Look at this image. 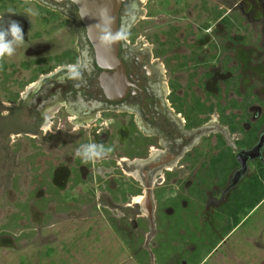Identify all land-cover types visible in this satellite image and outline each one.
Instances as JSON below:
<instances>
[{"label": "flooded vegetation", "instance_id": "af4514ba", "mask_svg": "<svg viewBox=\"0 0 264 264\" xmlns=\"http://www.w3.org/2000/svg\"><path fill=\"white\" fill-rule=\"evenodd\" d=\"M0 42V116L34 125L15 135L40 139L62 196L85 184L151 230L173 203L200 223L208 188L224 206L264 169V0H126L117 68L99 64L71 0H0Z\"/></svg>", "mask_w": 264, "mask_h": 264}, {"label": "rangeland", "instance_id": "374dc122", "mask_svg": "<svg viewBox=\"0 0 264 264\" xmlns=\"http://www.w3.org/2000/svg\"><path fill=\"white\" fill-rule=\"evenodd\" d=\"M0 99L7 101L4 93ZM5 118L0 116V264H264V199L251 210L241 211L239 204L248 205L255 193L236 203L250 183L217 207L208 200L219 190L208 188L200 223L169 204L177 213L160 214L150 236L147 220H120L118 210L86 199L85 184L67 188L64 196L56 192L47 182L53 156L44 158L39 138L15 135L34 125ZM158 197L162 204L166 196L158 191Z\"/></svg>", "mask_w": 264, "mask_h": 264}, {"label": "water", "instance_id": "95a60500", "mask_svg": "<svg viewBox=\"0 0 264 264\" xmlns=\"http://www.w3.org/2000/svg\"><path fill=\"white\" fill-rule=\"evenodd\" d=\"M79 8V14L94 44L100 65L117 68L118 13L126 0H71ZM151 220V234L154 232Z\"/></svg>", "mask_w": 264, "mask_h": 264}, {"label": "trees", "instance_id": "16d2710c", "mask_svg": "<svg viewBox=\"0 0 264 264\" xmlns=\"http://www.w3.org/2000/svg\"><path fill=\"white\" fill-rule=\"evenodd\" d=\"M248 183L250 184H248V186H246L243 189V193L238 194L236 203L239 204L242 199H245V197H250L251 194L255 193V196H253L249 204L246 205L247 208L248 209L250 208L251 210L254 207H256L262 199H264V169L260 170L258 173H255V175L252 176V180L251 181L249 180ZM242 204H239V205H242ZM237 221L238 219L237 217H235L234 225L237 224Z\"/></svg>", "mask_w": 264, "mask_h": 264}, {"label": "clouds", "instance_id": "9594fccd", "mask_svg": "<svg viewBox=\"0 0 264 264\" xmlns=\"http://www.w3.org/2000/svg\"><path fill=\"white\" fill-rule=\"evenodd\" d=\"M12 31H13V33H19L20 30L17 26H13ZM10 53H11V49L9 48V46L5 43L0 42V56L9 55ZM86 154H87L89 159L98 155V153L95 150L94 145H90L88 147Z\"/></svg>", "mask_w": 264, "mask_h": 264}, {"label": "crops", "instance_id": "0c3cea01", "mask_svg": "<svg viewBox=\"0 0 264 264\" xmlns=\"http://www.w3.org/2000/svg\"><path fill=\"white\" fill-rule=\"evenodd\" d=\"M162 194H164L165 195V192H163ZM160 195V194H159ZM164 197V196H163ZM231 232V231H230Z\"/></svg>", "mask_w": 264, "mask_h": 264}]
</instances>
